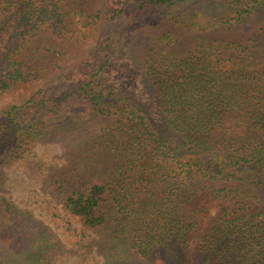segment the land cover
I'll return each instance as SVG.
<instances>
[{"label": "trees", "instance_id": "1", "mask_svg": "<svg viewBox=\"0 0 264 264\" xmlns=\"http://www.w3.org/2000/svg\"><path fill=\"white\" fill-rule=\"evenodd\" d=\"M0 0V94L35 78L25 43L84 58L0 111V264H264V41L162 33L140 60L132 44L150 17L202 31L240 25L264 0ZM47 33L44 42L35 41ZM42 35V34H41ZM108 120L78 140L70 188L48 192L80 225L66 242L2 192L4 167L32 143ZM36 167L37 164H35ZM39 171V170H37ZM66 250H69L68 252ZM71 253L66 261L64 257Z\"/></svg>", "mask_w": 264, "mask_h": 264}, {"label": "rangeland", "instance_id": "2", "mask_svg": "<svg viewBox=\"0 0 264 264\" xmlns=\"http://www.w3.org/2000/svg\"><path fill=\"white\" fill-rule=\"evenodd\" d=\"M103 2L104 0H86L80 4L86 12H99ZM167 32L177 33L188 38L194 34H203L238 41H243L251 33L258 32L260 39L264 41V8L249 15L238 26L197 32L188 30L170 20L150 17L132 44V56L136 60H140L145 49L154 44L162 33ZM41 34L34 40L44 42L45 39L50 38L47 33ZM95 35L96 30L92 31L83 41L75 39L54 40L57 43L59 56L49 60L41 54V47H35L32 45V41L25 43L19 50L17 57L33 70H38L44 64L43 62L47 61V65L39 71L35 78L1 93L0 111L6 109L11 103L21 102L30 91L47 80L52 74L55 64L65 65L70 61L77 62L84 58L94 43ZM107 123L108 120L95 117L86 120L83 130L60 132L38 140L4 167L5 179L4 184H2V192L19 207L28 209L36 217L49 224L67 243L68 249L72 246L73 236L71 232L64 230L67 225L66 220L70 221V226L75 229H79L80 225L69 217L48 192L47 181L51 176L60 173L67 186L70 188L77 187L84 176V173L77 172L70 166L73 155L80 152L77 149V142L86 139L90 134H98ZM35 164L39 167H36ZM71 256V253H68L64 259L67 261Z\"/></svg>", "mask_w": 264, "mask_h": 264}]
</instances>
